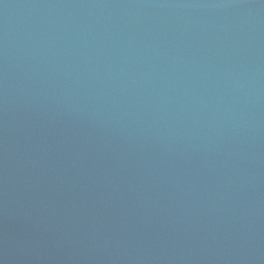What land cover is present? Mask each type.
Listing matches in <instances>:
<instances>
[{
    "label": "water",
    "instance_id": "1",
    "mask_svg": "<svg viewBox=\"0 0 264 264\" xmlns=\"http://www.w3.org/2000/svg\"><path fill=\"white\" fill-rule=\"evenodd\" d=\"M0 264H264V0H0Z\"/></svg>",
    "mask_w": 264,
    "mask_h": 264
}]
</instances>
